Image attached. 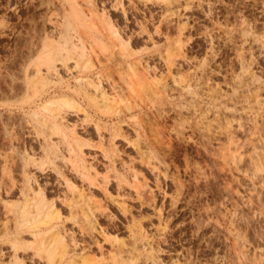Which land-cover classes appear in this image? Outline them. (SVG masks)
Instances as JSON below:
<instances>
[{
	"label": "rangeland",
	"instance_id": "374dc122",
	"mask_svg": "<svg viewBox=\"0 0 264 264\" xmlns=\"http://www.w3.org/2000/svg\"><path fill=\"white\" fill-rule=\"evenodd\" d=\"M110 1L0 0V153L14 147V177L21 181L22 157H35L28 167L42 183L49 180V197L63 196L67 188L55 181L54 165L41 149L43 139L32 129L33 110L43 111L40 104L64 93L80 101L82 96L75 91L78 80L101 81L116 107L113 102V108L104 112V107L101 111L91 106L90 119L75 107L65 110L86 143L85 157L96 177L104 176L109 161H114L115 169L130 182L136 170L145 178L141 191L150 205L141 206L133 195L127 198L126 192L134 193L128 185L118 191L124 194L121 197L126 195L134 215H145L157 264H264V0H147L134 2V8L130 0H122L126 19ZM71 4L82 8L106 35L108 30L99 21L109 16L133 55H123V44L114 37L109 55L93 49L91 38L77 43L76 35L92 33L69 26L74 20ZM167 8L172 10L165 16ZM140 21H145L151 39L140 34ZM67 34L78 49L85 47L88 66L70 60L69 68L59 65L44 75L48 78L43 85L32 68L43 60L49 45L62 44ZM126 60L145 67L150 80L146 79L152 80L144 85L146 90L126 88L121 79L126 73L117 68ZM96 120L103 124L97 131ZM74 179L79 187L87 186ZM91 189L104 203L102 191ZM110 191H117L113 181ZM159 206L162 212L156 210ZM108 208L119 237L129 240L118 208L112 204ZM2 214L0 203V218ZM100 223L110 221L106 217ZM64 224L73 226L70 221ZM102 243L109 250L111 244ZM41 255L34 261L47 263L46 250ZM142 260L139 263L144 264Z\"/></svg>",
	"mask_w": 264,
	"mask_h": 264
},
{
	"label": "bare ground",
	"instance_id": "6f19581e",
	"mask_svg": "<svg viewBox=\"0 0 264 264\" xmlns=\"http://www.w3.org/2000/svg\"><path fill=\"white\" fill-rule=\"evenodd\" d=\"M137 1L144 2L147 0H130L129 3L132 4L131 7L136 6L137 4L135 5L134 2ZM110 2H112L111 4L113 5L114 10L120 9L125 19L128 18V10L126 9V7H124L125 5L123 4L122 0H111ZM72 10L73 16H70H72L74 20H72V24L69 19L68 23L70 22L71 24H69V26H76V29L79 28L81 29V31L87 29L88 31H90V33H92L91 36L90 34L86 35L87 32H85V30L84 32L79 33L78 35H76L78 41L77 43L81 42L83 44V41L86 37L91 38L90 43L91 45H94V47L92 46L93 49L97 48L99 50V53H103L104 55L110 53L111 46H113L109 42L111 41V37H114L115 39L117 38L116 40L122 39L123 36L121 37V34L119 35L120 32L118 33V29H116L115 24L112 23V20L109 16H101L100 13L97 14L101 16V20L99 21L98 19L100 25L102 24V26H105L106 30H108V33L106 32V35L104 33L105 31H102L103 27H100L102 29L101 30L99 26H96L94 22L89 21V16L85 13V11H83L82 8L72 5ZM169 10L171 11L172 9L167 8L165 16L169 15L168 13H171L168 12ZM102 13L103 12H101V14ZM144 22H141L139 32L140 34L147 33L148 37H150L151 39L152 35L151 33H149L148 29L146 28V23L144 24ZM81 26L82 28H80ZM68 35L70 34L64 36L61 42L62 44L49 45L48 51L46 53L44 52L45 55L43 56V60L40 62L38 61L39 63H37L36 61L37 64H34L32 68L34 69L33 76L38 78L39 81L43 83V85H45V80L47 81L48 78L44 75H49L50 73L57 71V67L59 65L65 68H69V66L71 65L70 60H74L75 62H72L76 64V66H78L81 61H84V65L88 66V61L84 59L86 55H88V52H85V47L82 45V48L78 49L76 41L74 40L75 43H73V38H71V35L70 37ZM87 41L89 40L87 39ZM123 41H120L121 44H123V47L121 48V50L123 49V52L121 51L122 54L133 55L131 54L132 52L128 51V49L126 48L129 44L128 41ZM90 48L91 47H89V49ZM125 50L130 54L126 53ZM121 52L118 54L120 55ZM111 53H114V51ZM118 56L117 58H119ZM127 57L125 55V58ZM113 58H115V56H113ZM140 58L142 57L140 56ZM126 61L127 62H125L123 66H121L120 68L117 67L122 71V73H126L122 74L123 76L125 75L124 78L121 77V79H124V83L128 86L126 88L130 90L134 89V91L137 89V92L141 91L140 89L146 90V87L144 85H146L147 83L149 84L150 82H152V80L150 82L148 81L149 77H146L147 71L145 70V67L143 68L146 72L142 70L143 68L140 69L138 65H136L140 61V59L137 63H135L136 61ZM117 65L120 66L122 64L119 65L118 63ZM103 70L107 72L106 69ZM154 77L156 76L154 75ZM76 83L77 86H79V91H75L82 96V100L79 101L76 99L77 97L75 98L64 93L58 96H52L46 99L43 103L41 102L42 104H40V106L44 112L39 111L40 107L38 108V110H33L35 121L33 122L32 129H35L34 132H36V135L42 137L43 139L41 140V142L43 141V143H41V149L44 151L43 155L48 157L52 162L51 164L54 165L53 169L55 170L57 176V180L55 181H57L58 184H64L67 188V191H64V194L62 193L63 196H60L58 194L59 196H56V198L49 197V191L47 190L46 185L48 184L49 180L47 181V183H42L41 181H39L34 172H32L28 167V165H30L31 163H35V157L32 158L31 156H26L25 159H23L22 157L21 161L23 163H21L22 166L20 172L22 173V178L19 182V180L14 177L13 173L16 164V158L14 156V153H12V148L14 147L11 146V149L9 147L10 150H7L8 152L0 153V203L2 204L3 208V214L0 218L2 224V228L0 230V264H27L26 258H29L32 262L37 264V262L34 261V258L38 257L42 259V255L40 257L41 250H46V253H48V261H46L47 263L45 264H141L139 263V261L141 262V259L144 260V264H157V259L155 257V253L153 252L154 247L152 241L149 240L150 234H148V228L146 229L143 223V218H145V215H143L142 213L141 215L143 216L134 215L135 213L131 212L132 210H130L126 200L128 196L130 198V196L133 195L132 198H134L135 200H139V202L141 203L139 204L141 206L144 204L147 205V203L149 204V202L147 201L148 199L144 200V193L142 194L141 191V186L147 183L143 181L145 180V178L141 177L143 179L142 180L136 170L132 174L130 173L133 176V179L131 180L132 182H130L126 175L122 174L120 171H118V169H115L116 166L114 165V161L113 163L112 161H109L110 163L104 176L102 175V177H96L97 173L93 174L91 172L92 165L89 164L90 162L88 163L85 157L86 153L83 149V145L86 143L84 141H81L83 139H81L82 136H79L77 124L74 122L72 123V121L69 119L70 113L67 112L68 110H65L67 109V107H75L77 108V113L83 112V115L86 118L90 119L92 118L89 109L91 106L95 107L98 110H100L101 108L103 109L104 107L105 112L106 109L110 110V108H113L112 103L114 102V100H112V97L108 96V91L105 90L106 88H103L101 81H95L93 79H82L78 80ZM148 84L146 85L147 87ZM152 84L153 83H151V85ZM115 90L116 89H114V92H116ZM35 92L37 93V90ZM99 97L101 100L99 99ZM116 103L117 102H114V106L116 105ZM115 112L117 113L118 111ZM96 121L95 129L97 131L100 129V127L97 126L102 125L103 127V124L100 122V120H98L97 122ZM117 128L121 129L120 127ZM114 138L115 137L112 135L111 140L113 141ZM114 148L112 147L111 150ZM116 150L117 149L115 148L114 151ZM103 152V154H105V151ZM107 156L108 159H110L111 156L106 153L105 157ZM58 160H61L62 163H59ZM110 160H112V158ZM71 175H73L74 177H78L79 180H81L83 183H86L88 187L84 184H80L79 187L75 183L74 177H71ZM112 181L117 187V191L115 194L110 191V185L112 184ZM126 185L134 188V193H125L127 195V198H125L126 195L125 197H121L122 195L124 196V194L121 192V190L120 192L122 194L118 191L119 189H123V187H125ZM93 187L99 188L102 191V198L104 203L102 202V200H97L95 198L94 192L91 189ZM164 194H166V192ZM13 196L17 197L16 200L13 199ZM58 203H60L63 207H58ZM111 204L116 205L120 214L123 216V219L126 222L125 227L128 231L127 233H129V240L121 239L119 237V228L117 226L118 224L117 222H115L114 216L109 213L110 210L108 206ZM161 208L162 207L156 210L160 212ZM64 209L67 210L66 214L64 213ZM107 209L109 211H107ZM106 217L108 218L110 223L103 225L102 223H100L101 219H104ZM65 221L72 222L73 226H65ZM152 224L154 223L152 222ZM113 233L116 234L113 235ZM46 235H54L58 240H55L53 242L46 238ZM78 236L80 237L78 238ZM102 242L111 244L109 250H104ZM58 246L60 247L59 250L57 249L59 252H57V250L55 249ZM55 252L60 254L59 260H56V257H54L56 255ZM53 257L55 261L53 260Z\"/></svg>",
	"mask_w": 264,
	"mask_h": 264
}]
</instances>
